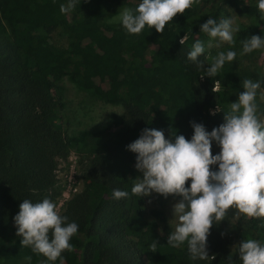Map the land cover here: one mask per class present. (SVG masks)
<instances>
[{
    "label": "trees",
    "instance_id": "1",
    "mask_svg": "<svg viewBox=\"0 0 264 264\" xmlns=\"http://www.w3.org/2000/svg\"><path fill=\"white\" fill-rule=\"evenodd\" d=\"M129 1L76 0L75 8L62 14L60 5L69 0H0V17L11 28L8 42L0 41V231L15 222L23 200L48 198L57 204L62 195L57 171L69 159L70 145L60 122L63 91L56 82L69 74L97 96L122 101L125 113L118 135L85 139L80 159L83 188L60 214L78 225L70 240L73 250L61 254L64 264H243L240 243L254 239L264 245V220L229 209L210 230L209 257L193 260L188 243L171 247L168 236L146 220L144 198L131 192L137 183L132 167L137 154L127 146L145 128L162 130L173 141L174 135L190 141L192 122L212 131L224 123L236 102L234 91L245 79L259 82L264 92V65L240 68L241 60L256 62L261 56V48L240 53L243 41L252 35L264 39V14L255 1L220 0L216 5L204 0L177 14L163 33L145 26L140 34H129L122 24L107 32L102 21ZM226 4L250 23L239 28L233 44L209 55L204 52L197 62L189 60L195 42L204 44L210 37L200 26L209 18L223 19ZM59 26L73 36L68 48L52 42L50 34ZM185 35L188 39L181 45ZM229 50L236 58L225 62L216 76H205L198 68L203 62L207 69L219 52ZM217 105L220 112L212 115ZM261 111L264 115V105ZM219 152L212 149L213 155ZM116 189L129 196L113 198ZM17 231L14 235L21 239ZM154 241L156 252L150 248ZM33 264H60V259L47 261L36 254Z\"/></svg>",
    "mask_w": 264,
    "mask_h": 264
},
{
    "label": "clouds",
    "instance_id": "2",
    "mask_svg": "<svg viewBox=\"0 0 264 264\" xmlns=\"http://www.w3.org/2000/svg\"><path fill=\"white\" fill-rule=\"evenodd\" d=\"M199 0H142L133 10L125 8L119 16L123 27L129 34H140L145 26L163 33L165 26L173 21L177 14H184ZM76 6V0L60 5L62 14H67ZM258 9L264 14V0H258ZM200 31L220 42L234 43V19L209 18L200 26ZM185 35L179 42L184 45ZM209 42V47H211ZM219 47V44H217ZM264 47V39L252 35L243 41L241 55L252 53ZM205 52L204 44L197 40L188 53V59L197 62ZM235 51H221L210 67L203 68L205 76L214 77L225 62L235 60ZM203 77V76H202ZM244 91L238 101L230 105L224 123L207 131L205 126L192 122L194 134L189 141L183 135H174V141L166 139L162 130L145 128L140 137L129 144L127 149L136 153V168L143 174L135 183L131 192L140 197L151 196L153 192L162 195L180 197L173 205V216L177 221L175 230L168 236V244L177 248L188 243V251L193 260L207 259V240L214 222L224 220L229 209L235 208L238 214L249 218H264V123L257 116L255 103L259 82L245 79ZM214 92L218 91L216 86ZM264 99V93L261 94ZM220 112L217 108L211 112ZM213 141L221 151L213 155ZM218 165V170H212ZM191 181L190 187L187 182ZM129 193L116 189L113 198H127ZM19 213L14 217L21 237L22 247H31L47 261L55 262L61 254L72 251L71 238L78 232L75 222H68L61 216L56 204L44 198L33 203L23 200ZM51 232V238L49 233ZM223 235V234H222ZM150 248L156 252L157 241ZM215 259V256H213ZM239 258L243 264H264V245L254 239L242 241ZM26 259L31 260V257Z\"/></svg>",
    "mask_w": 264,
    "mask_h": 264
},
{
    "label": "rangeland",
    "instance_id": "3",
    "mask_svg": "<svg viewBox=\"0 0 264 264\" xmlns=\"http://www.w3.org/2000/svg\"><path fill=\"white\" fill-rule=\"evenodd\" d=\"M255 1L258 0H246ZM141 0H131L121 3L118 9L110 13L103 21L102 25L107 32L120 26V14L125 8L135 10ZM203 4L204 0H199ZM218 5L220 0H213ZM223 19H234V26L240 28L242 25L249 24L250 18L237 12L229 5H224L222 14ZM237 33V32H236ZM234 33V37L236 36ZM11 37V28L0 17V41H7ZM53 44L59 48H68L73 42V36L64 26H59L50 34ZM211 42V47H209ZM219 44V47H217ZM228 43L220 42L217 39L209 37L204 43L205 52L209 55L213 51L222 50ZM260 58L256 62L240 61V68H255L264 65V47L261 48ZM257 82L256 80H252ZM56 84L63 91L62 103L64 105L61 116L62 124L67 132L70 145V156L65 162H61L57 178L61 188V197L59 198L56 210L62 213L65 204L71 197L83 188V179L80 171V159L83 156V146L85 139L89 135H101L111 133L118 135L122 128V118L125 113V105L122 101H113L97 96L93 91L80 87L73 77L69 74L62 76ZM103 87H107L103 84ZM244 91L243 86H239L234 91V99L237 102L239 94ZM264 93L260 88L257 90L255 103L257 104V116L264 123V115L261 111L264 105V99L261 94ZM211 132V131H209ZM212 149L221 151L220 147L213 141ZM136 163L132 167L137 175L138 182L143 174L136 168ZM144 198V213L146 220L157 226L160 233L169 236L176 227L177 221L173 216V205L181 199L180 197L169 196L167 199L162 195L153 192L151 196ZM264 220V218H262ZM16 225L11 223L6 230L0 231V264H33L35 255L31 247H22L21 239L14 235ZM187 245V241L181 246ZM31 257V260L26 259Z\"/></svg>",
    "mask_w": 264,
    "mask_h": 264
}]
</instances>
